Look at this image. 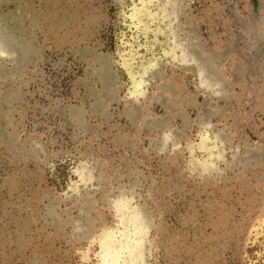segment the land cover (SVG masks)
<instances>
[{"label":"rangeland","instance_id":"rangeland-1","mask_svg":"<svg viewBox=\"0 0 264 264\" xmlns=\"http://www.w3.org/2000/svg\"><path fill=\"white\" fill-rule=\"evenodd\" d=\"M262 12L0 0V264H264Z\"/></svg>","mask_w":264,"mask_h":264},{"label":"crops","instance_id":"crops-1","mask_svg":"<svg viewBox=\"0 0 264 264\" xmlns=\"http://www.w3.org/2000/svg\"><path fill=\"white\" fill-rule=\"evenodd\" d=\"M261 2H262V5L264 6V0H261ZM262 14L263 15L261 19V27H260V33H259L262 37L258 39L259 37V34H258L255 36V38L254 36L251 37L250 39L251 42L250 41H247V42L253 47L257 46V48L254 47L255 49L250 53L249 58L252 60V62L253 60L254 61L256 60V62L261 63V65L264 66V12H262ZM210 34L212 36V40H211L212 43H211V47H209V50L217 51V59H213V66L222 64V59L226 60L228 58L232 59L236 57V54L234 53V55H232V53L238 51V48H237L238 42H239L238 38H236L235 40L227 41L225 37L220 36L219 39H217V31L214 28L211 29ZM209 65L210 64L207 63V66ZM226 65L227 63L225 64V66ZM229 66H232V62L229 64ZM210 74L211 75H207V76L211 79V82L216 83L217 82L216 76L213 75L212 73Z\"/></svg>","mask_w":264,"mask_h":264}]
</instances>
